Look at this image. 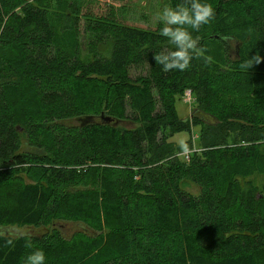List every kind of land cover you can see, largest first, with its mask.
<instances>
[{
    "label": "trees",
    "instance_id": "trees-1",
    "mask_svg": "<svg viewBox=\"0 0 264 264\" xmlns=\"http://www.w3.org/2000/svg\"><path fill=\"white\" fill-rule=\"evenodd\" d=\"M201 2L215 15L192 35L211 62L164 72L153 59L173 47L164 24L78 0H0V228H11L0 232V264H25L36 249L45 264H264V61L239 66L264 57V0ZM79 17L95 36L69 53L51 21L75 42ZM185 89L215 114L177 117ZM192 124L189 155L168 140ZM100 219L113 227L105 233ZM56 220L95 235L62 237ZM46 224L41 236L12 232Z\"/></svg>",
    "mask_w": 264,
    "mask_h": 264
},
{
    "label": "rangeland",
    "instance_id": "rangeland-1",
    "mask_svg": "<svg viewBox=\"0 0 264 264\" xmlns=\"http://www.w3.org/2000/svg\"><path fill=\"white\" fill-rule=\"evenodd\" d=\"M31 1V0H29ZM78 4H81L82 6H88L93 13L99 14L103 13L104 9H109L110 15H115L120 18H126V20L136 21L139 23H142L143 25H149L154 26L156 23L163 24L162 20L160 19L162 10L167 7V4L165 0H78ZM119 9H121V13H119ZM84 17H79V20L77 21V35L74 42V38H71L66 33H60L57 32L59 30V27L57 26L56 21H51V23L54 25L53 30L55 31L56 36V42L61 45L63 50H67L69 53L71 52L70 49H72L73 45H76L79 51L84 52L87 44L89 41H91V37L95 36L91 31H89L87 28H85L84 24ZM232 45V44H231ZM209 53H218L221 55L224 53L223 49L216 43H211L210 45H207ZM206 47V48H207ZM231 50L229 51L230 55L233 54V45L230 47ZM207 52V51H206ZM9 53V52H8ZM10 54V53H9ZM7 51L3 48H0V65L6 66L2 63L3 56H7ZM135 71H131V76H136L138 74L142 75L143 72L139 71L137 73H134ZM199 91V90H198ZM198 96L203 98L201 94L199 93ZM195 97L191 94L189 89H185L182 91V94L175 96L174 99V108L177 117H179L182 120H188L190 123L193 118H191L190 114L194 109L200 110L202 113L210 115L211 111L215 114V109L210 108V103L205 105V102H197L194 100ZM209 111V112H208ZM199 113V112H198ZM202 113H199L203 115L205 120L208 118L207 115H204ZM98 119V118H97ZM208 119H211L210 117ZM69 121H60V125H67ZM118 126L121 127H130L133 126L132 124L121 121L118 123ZM200 132V126L197 124H192L190 126V133L188 134L185 131L176 132L171 136V138L168 141H172L176 143L177 145H180V142L183 140L186 142L187 139L192 138V144L195 146H198V143H196L195 137ZM189 145V143L187 142ZM33 162H28L27 164H32ZM35 163V162H34ZM20 172H23L20 170ZM31 171L28 170L26 174L23 175V178L25 181H28L29 179H26ZM256 182L261 183L264 181V174L258 175L256 177ZM185 190L189 193H196L194 187L192 185L188 184L185 186ZM57 223L54 222L52 224L53 231L57 234H60L62 237L70 238L77 234H84V235H95L92 231H90L89 228H87L84 224L78 222H69V221H62V220H56ZM100 224L102 227V230L106 233L108 230H110L113 227V224L106 223L103 221V219H100ZM7 230H11V228H7ZM50 231V225L46 224L44 226L39 227H18L16 229H12V232L15 234L19 233H27L30 236H41L42 234L47 233ZM11 232V231H10ZM81 232V233H80ZM88 233V234H87ZM91 233V234H89ZM78 238V236H76ZM103 241L105 242V238H103ZM81 244V242H80Z\"/></svg>",
    "mask_w": 264,
    "mask_h": 264
},
{
    "label": "clouds",
    "instance_id": "clouds-1",
    "mask_svg": "<svg viewBox=\"0 0 264 264\" xmlns=\"http://www.w3.org/2000/svg\"><path fill=\"white\" fill-rule=\"evenodd\" d=\"M214 15L212 5L201 0H182L174 8L165 7L160 16L164 24L160 34L167 38L173 47L153 54L156 65L162 66L164 72H170L187 70L194 58L203 57L205 63L211 62L212 58L204 56L206 49L200 47L199 37H193L192 31H199ZM262 61L264 57L256 53L243 60L239 66L248 71ZM179 147L183 153L190 155L192 149L186 142L182 140ZM8 243L11 244L12 241L9 240ZM25 264H45L44 251H32L26 257Z\"/></svg>",
    "mask_w": 264,
    "mask_h": 264
},
{
    "label": "water",
    "instance_id": "water-1",
    "mask_svg": "<svg viewBox=\"0 0 264 264\" xmlns=\"http://www.w3.org/2000/svg\"><path fill=\"white\" fill-rule=\"evenodd\" d=\"M225 41L227 42L228 40H225ZM196 113H197V110L194 109L192 111V113L190 114V116H193V114H196ZM200 118L202 119L203 118V115H200ZM99 119L101 121H103V122H110V121H112V118H110L109 116H103V114H100ZM6 231H7V228H0V232H6Z\"/></svg>",
    "mask_w": 264,
    "mask_h": 264
}]
</instances>
